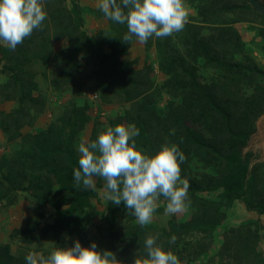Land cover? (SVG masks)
Masks as SVG:
<instances>
[{"label":"trees","instance_id":"trees-1","mask_svg":"<svg viewBox=\"0 0 264 264\" xmlns=\"http://www.w3.org/2000/svg\"><path fill=\"white\" fill-rule=\"evenodd\" d=\"M259 2L264 5V1ZM43 6L49 22H43L42 30H35L15 50L0 43V74L6 78L0 95L4 100L16 98L18 104L11 112H0V130L9 139L20 137L22 143L12 156L0 159V167L5 168L1 175L5 184L0 182V202L24 191L54 210L52 223L38 227L42 219V212H39L34 219L27 220L23 230L12 231L11 235L26 234L28 240L58 231L80 236L74 213L88 207V200L94 194L92 189L74 187L73 169L79 166V156L72 148L71 139L85 121L84 109L71 104L61 119L50 122L44 130L35 134L20 133V129L31 124L26 104L38 105V99L31 96L36 84L33 74L24 69L26 63L40 60L47 66V79L54 89L76 85L78 56L84 51L97 53L100 43L93 42L80 29L63 0H44ZM196 9L198 22L217 26H207L202 35L199 30L204 26L186 23L178 36L179 48L171 42L170 36L154 41L156 66L165 76L155 89L173 98L163 113L150 106L154 102L151 64L134 69L130 61L122 60L127 46L96 55L94 79L99 99L104 101L107 95L116 93L126 102H135L132 111H125L111 122L112 127L126 123L138 129L139 135L134 139L136 149L142 154L154 155L164 144L178 145L186 157L180 166L182 179L189 183L188 205L194 208L190 218L183 222L171 218L169 231L137 226L111 232L104 250L113 251L121 264H132L136 256L146 258L144 240L157 233V243L173 252L180 264H191L214 249L229 257L231 264H264V255L256 250L261 236L245 221L219 234L217 244L213 242L211 229L222 222L224 214L216 207L211 215L205 212H211L212 204L203 197L218 189L228 201L243 198L247 195L249 180L264 214V162L248 167L251 153L242 154L247 137L254 131V120L264 110L260 106L264 104V89L258 86L264 81V68L252 61H234L230 57L241 51L239 35L233 27L221 26L227 22L219 19L235 17L239 22L257 23L261 26L258 33L264 40V16L255 12L245 0H205ZM108 22L121 37L126 33V25ZM48 26L57 40L66 41V46L54 54L43 36ZM196 64L211 67L219 75L203 85L198 80ZM249 86L253 91L246 95L245 88ZM96 136L93 134L91 140ZM114 206L109 202L106 213L109 221L114 218ZM118 208L123 215L132 216L123 203ZM173 235L175 243H169ZM191 235L193 240L184 241ZM0 264H26L25 256L12 255L6 244L1 245Z\"/></svg>","mask_w":264,"mask_h":264},{"label":"rangeland","instance_id":"rangeland-1","mask_svg":"<svg viewBox=\"0 0 264 264\" xmlns=\"http://www.w3.org/2000/svg\"><path fill=\"white\" fill-rule=\"evenodd\" d=\"M204 1L184 0L183 2L188 13L187 24L204 26V29L199 30L202 35H205L207 31L205 28L207 26H217V24H202L197 21L196 6L204 4ZM97 3L98 0H63L64 6L72 14L74 21L80 25V29L93 42H100L97 53L107 52L113 49L119 51L127 46L126 51L122 55V60L130 61L134 69H141L143 66L151 64L152 71L150 72V78L154 85V102L150 106L161 113L165 112L173 98L167 92L163 90L157 91L155 89L165 79V76L159 72L156 66L157 54L154 45L156 38H151L149 44H140L134 39L133 42L126 45L120 40L122 38L120 33L112 29L103 13L98 10ZM43 8L45 10L44 6ZM219 19L220 21L225 20L227 22V24H221V26L233 27L239 35V47L241 51L232 54L230 57L234 61H252L257 67L264 68V40L258 33L261 26L253 22H239L235 17H222ZM45 21L47 23L49 22L48 15ZM180 35L181 31L170 36L171 42L176 44L178 48L180 44L177 40H179L178 36ZM43 36L48 42L47 45L52 54L66 46L64 39H56L50 26L43 33ZM97 53L84 51V54H80L78 56L77 67L75 68V77L78 80V84L66 85L58 89H54L49 85L47 79L49 76L47 75L48 68L40 60H32L26 63L24 69L33 74V81L36 84L35 89L31 91V96L38 99V105L30 107L26 104V108L30 112L31 124L20 129L22 135L26 132L35 134L44 130L50 122L61 119L65 110L71 104L76 105L84 109L85 114V121L82 127L74 135L73 139H71L72 148L76 155L79 156L77 146L81 139L91 141L93 134L97 135V133L105 131L107 127H112L111 122L116 117L122 116L125 111H132V103L135 102H126L116 93H110L104 101L97 96L94 79L98 62L96 57ZM196 67L198 80L203 85H208L219 75L211 67L205 68L198 64H196ZM5 79V76L0 74V88ZM258 86L264 89V81H260ZM245 91L246 95H249L253 91V87L249 86L245 88ZM142 100L143 98H139V101ZM17 106L16 98L4 100L0 95V112H11ZM260 106L264 109V104ZM122 125L125 127L133 126L132 124L128 125L126 123ZM21 147L20 137L9 139L0 130V159L12 156ZM247 152L251 153L248 167H251L256 162H264V110L260 111L256 116L254 120V131L249 134L246 144L242 149V154ZM4 173L5 168L0 167V182H4L5 184V180L1 177ZM246 185L249 187L247 188V195L231 201L226 200V195H222L218 189L214 190L215 192L213 193L204 194L203 197L212 204L211 212H205L211 215L213 208L216 207L224 214L222 222L219 221L220 223L211 229L213 242L215 241L217 244L219 234L221 235L229 227L234 228L245 221L246 224L251 225L258 232L259 236H261L262 241L256 246V250L264 255V214L261 213L262 209L258 205L255 194L251 189L253 183L247 180ZM55 186L53 189H56ZM93 192L94 194L88 200V207L77 210L74 213V219L78 222L80 236L71 235L67 231H58L49 232L41 237L36 235L31 240L26 238V234L18 235L15 233V235H11L12 231L16 229L19 231L23 230L27 220L34 219L39 212H42V219L38 227H41L43 224L52 223L54 221V210L47 204L32 199L27 192L19 191L15 195L11 194L10 200L5 199L0 202V246L6 244L9 253L15 256H26L30 251L43 252L46 255L55 247H71L76 240H79L84 247H88L92 242H95L98 250H104V244L111 232L139 226L135 223V217L123 215L118 205L114 206L113 220L109 221L107 219L106 213L109 202L104 199L103 181L100 178H95V190ZM165 204L166 201L161 197L158 202L159 206L154 213L153 221L147 226H154L161 231H169L171 224L168 222L171 218H174L177 222H183L190 218L194 209L188 205L183 212L168 215L164 211ZM252 221H255V223ZM33 234H36V231ZM193 239L194 237L191 235L189 239H185L184 241ZM185 251L188 255V249H185ZM231 263L232 261L229 257L225 254L220 255L219 251L214 249L206 255L196 258L191 264Z\"/></svg>","mask_w":264,"mask_h":264},{"label":"clouds","instance_id":"clouds-1","mask_svg":"<svg viewBox=\"0 0 264 264\" xmlns=\"http://www.w3.org/2000/svg\"><path fill=\"white\" fill-rule=\"evenodd\" d=\"M44 0H0V43L15 50L35 30H42L47 12ZM97 8L107 20L126 25L120 39L130 44L147 43L151 38H166L182 31L188 13L183 0H98ZM134 126L116 125L97 133L94 140L81 139L77 146L78 167L73 169L74 187L95 190V178L103 181V196L114 205L123 203L135 223H152L158 202L163 197L165 214L183 212L190 202L189 183L181 177L186 159L176 144H164L154 155L136 149ZM131 142V143H130ZM179 183V186H178ZM159 234L144 240L146 258L132 264H180L179 258L158 244ZM173 235L169 243H175ZM26 264H121L111 250H98L92 242L84 247L76 240L71 247H55L46 255L30 251Z\"/></svg>","mask_w":264,"mask_h":264},{"label":"water","instance_id":"water-1","mask_svg":"<svg viewBox=\"0 0 264 264\" xmlns=\"http://www.w3.org/2000/svg\"><path fill=\"white\" fill-rule=\"evenodd\" d=\"M246 4L249 5L255 12L264 16V5L259 0H245Z\"/></svg>","mask_w":264,"mask_h":264}]
</instances>
